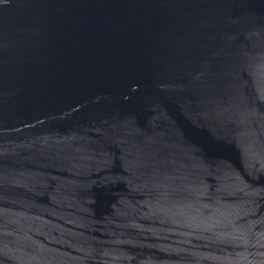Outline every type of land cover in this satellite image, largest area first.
<instances>
[{
  "label": "water",
  "instance_id": "water-1",
  "mask_svg": "<svg viewBox=\"0 0 264 264\" xmlns=\"http://www.w3.org/2000/svg\"><path fill=\"white\" fill-rule=\"evenodd\" d=\"M0 264H264V0H0Z\"/></svg>",
  "mask_w": 264,
  "mask_h": 264
}]
</instances>
